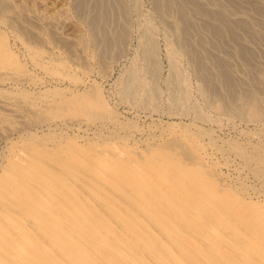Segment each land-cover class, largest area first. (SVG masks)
<instances>
[{"label":"bare ground","instance_id":"obj_1","mask_svg":"<svg viewBox=\"0 0 264 264\" xmlns=\"http://www.w3.org/2000/svg\"><path fill=\"white\" fill-rule=\"evenodd\" d=\"M6 55L0 39V64ZM12 65L0 75L28 80ZM259 78L249 99L264 105ZM66 83L42 103L53 137L12 142L1 158L0 264H264L261 152L205 142L175 122L137 144L139 130L120 126L92 83ZM6 115L0 131L17 130ZM252 139L264 150V134ZM222 164L254 171L248 186Z\"/></svg>","mask_w":264,"mask_h":264},{"label":"rangeland","instance_id":"obj_2","mask_svg":"<svg viewBox=\"0 0 264 264\" xmlns=\"http://www.w3.org/2000/svg\"><path fill=\"white\" fill-rule=\"evenodd\" d=\"M5 2L0 39L9 55L0 66L17 60L28 80L0 75V103L18 108L0 104L7 126H17L0 131V162L12 142L53 137L42 103L68 80L92 83L119 125L139 130L137 144L175 122L205 142L264 156L252 139L264 134V105L249 99L264 77V0ZM221 170L241 185L254 172Z\"/></svg>","mask_w":264,"mask_h":264}]
</instances>
